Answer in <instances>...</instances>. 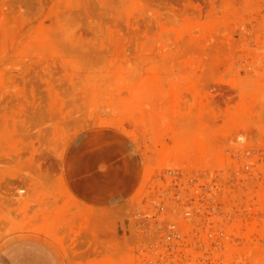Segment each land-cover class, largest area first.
<instances>
[{"label": "rangeland", "instance_id": "rangeland-1", "mask_svg": "<svg viewBox=\"0 0 264 264\" xmlns=\"http://www.w3.org/2000/svg\"><path fill=\"white\" fill-rule=\"evenodd\" d=\"M247 147L264 198V0H0V264H147L135 208Z\"/></svg>", "mask_w": 264, "mask_h": 264}, {"label": "built area", "instance_id": "built-area-1", "mask_svg": "<svg viewBox=\"0 0 264 264\" xmlns=\"http://www.w3.org/2000/svg\"><path fill=\"white\" fill-rule=\"evenodd\" d=\"M257 152L241 150L208 179L172 178L141 201L130 231L147 264H264L263 183L248 178Z\"/></svg>", "mask_w": 264, "mask_h": 264}, {"label": "crops", "instance_id": "crops-1", "mask_svg": "<svg viewBox=\"0 0 264 264\" xmlns=\"http://www.w3.org/2000/svg\"><path fill=\"white\" fill-rule=\"evenodd\" d=\"M139 178L140 172L135 170V172L132 173V177L129 183L122 185L121 187H116L115 190L113 189L114 194L117 196L116 200L123 199L129 193L131 194L132 191L137 188ZM71 189L73 193L77 195V197L82 199L83 202L93 203L97 205H104L109 202L107 200V198H109L107 194L110 193V188H106L103 186L100 187L99 191L97 192H94L92 190L85 192L84 190H80L79 188L71 185Z\"/></svg>", "mask_w": 264, "mask_h": 264}]
</instances>
